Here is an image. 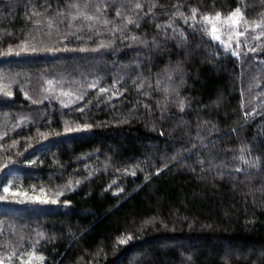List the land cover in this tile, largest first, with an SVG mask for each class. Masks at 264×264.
<instances>
[{"label": "trees", "instance_id": "1", "mask_svg": "<svg viewBox=\"0 0 264 264\" xmlns=\"http://www.w3.org/2000/svg\"><path fill=\"white\" fill-rule=\"evenodd\" d=\"M135 2L0 0L3 264H264V35L256 27L264 0H138L144 12L155 4L154 16L126 34L148 47L113 24L69 27L70 17L56 15L76 14L73 3L89 14L106 4L97 15L119 24L116 9L131 15ZM237 7L248 21L239 26V58L204 34L203 21L221 13L227 41ZM192 8L195 33L176 15ZM170 22L183 38L168 28L174 38L165 39L156 27ZM172 86L179 95L165 103L162 90ZM84 123L93 127L65 130ZM213 157L219 167L202 172L197 161ZM9 182L39 198L5 192Z\"/></svg>", "mask_w": 264, "mask_h": 264}, {"label": "snow or ice", "instance_id": "2", "mask_svg": "<svg viewBox=\"0 0 264 264\" xmlns=\"http://www.w3.org/2000/svg\"><path fill=\"white\" fill-rule=\"evenodd\" d=\"M69 7L76 9V14H72L71 12H69L67 14H65L63 12H57L56 13L57 16L62 17L61 23H63L64 19H67L68 17H70L69 25H68L69 27L72 26L71 25L72 21H76L78 19L83 20V21L102 22L105 25L113 24L114 25V29L113 30L116 31V32H119L121 34V36H123L124 39L131 40L132 44H139V45H143L145 47H148V45H149V42L147 40L141 39L137 35L128 36L126 33H127V31H129V25H133L134 27L139 28L140 27V21L142 19H144L145 17H148L150 15L154 16L153 9L156 7L155 4H152L151 6H149L147 12H144L143 11L144 5L142 3H140V2H138V0H137V2H135L134 5L131 6V8H130V11H131L132 14L131 15H127V16H125V13L121 10V8L124 7L123 5H121L120 8L116 9V17L119 18V20H120L119 24H117L116 21L109 20L107 18L101 19V16L97 15V13L104 12L106 8L110 7V5H106V4L105 5H101V4L93 5V7L95 8V12H93L92 14H89L87 11L81 10V6L79 4H76V3H73V4L69 5ZM83 7L85 9H87L89 7V5L85 4ZM177 7H179V6H177ZM33 15H37L38 16V15H40V13H37V12L33 11ZM176 15L181 17L184 20L185 24H188L189 19H191V21L193 23L190 24L189 27H191L193 29V33H195V31L197 30V26H196L197 9H195V8L191 9V16L190 17L189 16H185L183 12H179V11H177ZM203 21L206 24L210 25V32H209V30L207 28H205L204 29V34L210 35L212 40L219 42V45H221L223 47V50L225 52L230 53L231 56L236 57V58L241 57L242 53H241V51L238 50L239 47H240L239 38L241 36H244L245 32L239 31V26L241 25V23L247 25L248 21L246 19H244V16H243V13H242L240 7H237L233 11H231L228 14L227 18H226V23L228 25L232 26V27H229V29H228L229 35H228L227 41H225V39L223 38V34L221 33V29H220V27L218 26V23H217V22H219L220 24L224 23V21L222 20V14L221 13L217 12L215 14V17L205 15V16H203ZM39 22H40L39 20L36 21V23H39ZM52 24H53V21L49 20L48 21L49 27H51ZM88 26L92 27L93 25L89 24ZM156 27L158 29H162L163 30L165 39L174 38L173 36H168L167 35V29L168 28H172V23L171 22L169 24H167V25H159L158 24V25H156ZM256 27L260 28L261 29V35H264V21H262L261 23L256 24ZM246 30L247 29L245 28V31ZM172 31H173L174 34L175 33H179L180 37H182V38L184 37L183 30L177 29V28H172ZM233 36L236 38V49H233L232 46H231V42H232ZM152 43H153V46H157V47L159 46V41H157L155 38L153 39ZM129 46H131V45H129ZM101 47H111V43L109 45H101ZM25 50H27V49H25ZM32 51H36V49L33 48ZM257 51H258V49L256 47H250L249 48V52L256 53ZM243 55L246 56L247 53H244ZM168 79H169V81H171L173 79L171 73H169ZM184 82L185 81L183 79V76H181V78L179 80V85H183ZM49 83H51V82H49ZM157 83H159V82H157ZM134 84H137L138 88H144V83L142 81H140V82L134 81ZM88 87L89 88H96L97 87V83L89 84ZM148 87L151 88L152 86L149 85ZM99 91L101 93H107L109 91V89L100 87ZM162 91H163V93L165 95V103H167V97L169 95H171L172 93H175L177 96L179 95L178 86L165 87ZM118 94H119L118 91H114L112 93L113 96L118 95ZM143 94L146 95V96L149 95V93L147 91H145ZM6 95L11 97L13 94H12V92L9 91V92L6 93ZM25 96L27 98L31 99V97H28L27 93H25ZM78 98L79 99H83L82 96H80ZM32 102L33 103H40L41 101L33 100ZM145 107H148V105H145ZM184 107H185V105H184L183 101H179V108H180V110L182 112L184 111ZM80 111L83 112V109H80ZM92 127H93L92 124L84 123L83 125H76L75 127L69 126L65 130L68 133H72V132H80V131L90 130ZM213 127H215V126H213ZM161 134H163V133H161ZM41 135H43V134L41 133ZM173 159H175V158H173ZM213 159H214V157L211 158V159L198 160L197 163L201 166L200 170L202 172H206V171H208V170H210V169H212L214 167H219V165H216V164L213 163ZM244 162L246 164L249 163L248 161H244ZM30 163H35V162L34 161H30ZM205 164H207V169L204 168ZM252 166L256 167L257 163H253ZM193 171H195V169H193ZM235 171L239 172V171H241V169H235ZM132 174L135 175V172H133ZM217 174L218 175H223V173H217ZM4 191L7 192L8 188L5 187ZM121 191H123V189H121ZM57 195L58 196H62L63 192H58ZM0 199H5V197H0ZM41 202H46V201H41ZM51 202L52 203H57L58 201L57 200H53ZM63 203L65 205H70L71 201L64 200ZM40 235L42 236L43 234L41 233ZM132 239H133V237L131 235H129L126 238H120L118 240V243L120 245H126ZM262 247H264V246H262ZM32 255L35 256V253H32ZM36 259H38L40 261H43L44 257L43 256H38V257H36ZM0 264H3V261H0ZM9 264H11V258L10 257H9ZM26 264H32L31 259H29L26 262Z\"/></svg>", "mask_w": 264, "mask_h": 264}, {"label": "rangeland", "instance_id": "3", "mask_svg": "<svg viewBox=\"0 0 264 264\" xmlns=\"http://www.w3.org/2000/svg\"><path fill=\"white\" fill-rule=\"evenodd\" d=\"M5 187L8 188V191H7L8 193L17 194V193L21 192L22 194L27 195L28 197H32V198H36V199L39 198L38 195H35V194L31 193V192L28 193V192H26V190L22 191V189L19 188L20 186H13L11 182H9L8 184H6ZM5 264H9V261L5 262Z\"/></svg>", "mask_w": 264, "mask_h": 264}]
</instances>
